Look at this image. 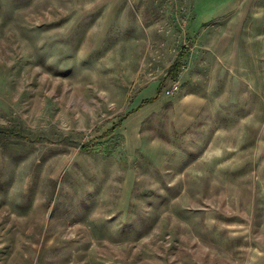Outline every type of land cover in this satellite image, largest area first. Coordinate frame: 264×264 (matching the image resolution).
Masks as SVG:
<instances>
[{
  "label": "rangeland",
  "instance_id": "obj_1",
  "mask_svg": "<svg viewBox=\"0 0 264 264\" xmlns=\"http://www.w3.org/2000/svg\"><path fill=\"white\" fill-rule=\"evenodd\" d=\"M194 1L0 0V264H264V0Z\"/></svg>",
  "mask_w": 264,
  "mask_h": 264
},
{
  "label": "crops",
  "instance_id": "obj_2",
  "mask_svg": "<svg viewBox=\"0 0 264 264\" xmlns=\"http://www.w3.org/2000/svg\"><path fill=\"white\" fill-rule=\"evenodd\" d=\"M228 0H195L194 1V21L192 26L190 27V34H192L193 38H195L199 33H201L200 42L202 41V46L200 49H206L208 52L212 51L210 48L211 42H204L206 33H218L219 36H228ZM153 14V12H152ZM167 14V13H166ZM153 18H159L155 17ZM161 18V17H160ZM208 37V36H207ZM215 43H217V39L214 38ZM227 43V42H226ZM218 44L220 41L218 40ZM199 49V50H200ZM207 52V53H208ZM206 53V54H207ZM205 56L201 57L205 59ZM199 57L195 56L194 59L189 58L188 67L191 70H194L195 63L199 62ZM193 67V68H192ZM158 91V85L154 88L149 89L147 92L150 93L151 96L142 97L143 100L146 98H151L153 95L155 96Z\"/></svg>",
  "mask_w": 264,
  "mask_h": 264
},
{
  "label": "built area",
  "instance_id": "obj_3",
  "mask_svg": "<svg viewBox=\"0 0 264 264\" xmlns=\"http://www.w3.org/2000/svg\"><path fill=\"white\" fill-rule=\"evenodd\" d=\"M179 91V84L173 83L170 87L166 88L164 93L165 95H171Z\"/></svg>",
  "mask_w": 264,
  "mask_h": 264
},
{
  "label": "trees",
  "instance_id": "obj_4",
  "mask_svg": "<svg viewBox=\"0 0 264 264\" xmlns=\"http://www.w3.org/2000/svg\"><path fill=\"white\" fill-rule=\"evenodd\" d=\"M175 66L177 67L178 64H174V67ZM114 130H115L114 128L111 129L110 133L114 132ZM0 134H6V135H9V136H14L16 133L14 131L9 130V129H0Z\"/></svg>",
  "mask_w": 264,
  "mask_h": 264
}]
</instances>
